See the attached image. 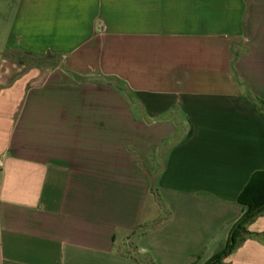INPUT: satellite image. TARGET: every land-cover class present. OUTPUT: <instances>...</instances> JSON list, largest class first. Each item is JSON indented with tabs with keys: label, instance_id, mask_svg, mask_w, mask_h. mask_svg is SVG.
Listing matches in <instances>:
<instances>
[{
	"label": "crops",
	"instance_id": "1",
	"mask_svg": "<svg viewBox=\"0 0 264 264\" xmlns=\"http://www.w3.org/2000/svg\"><path fill=\"white\" fill-rule=\"evenodd\" d=\"M256 99L264 0H0V264H204L264 172Z\"/></svg>",
	"mask_w": 264,
	"mask_h": 264
},
{
	"label": "trees",
	"instance_id": "2",
	"mask_svg": "<svg viewBox=\"0 0 264 264\" xmlns=\"http://www.w3.org/2000/svg\"><path fill=\"white\" fill-rule=\"evenodd\" d=\"M264 109V103L257 100ZM237 201L242 207V213L232 225L226 244L222 250L214 254L204 264H223V260L237 247L246 236H252L264 244V234H251L247 226L264 213V172L252 174ZM189 264H194L193 262Z\"/></svg>",
	"mask_w": 264,
	"mask_h": 264
},
{
	"label": "rangeland",
	"instance_id": "3",
	"mask_svg": "<svg viewBox=\"0 0 264 264\" xmlns=\"http://www.w3.org/2000/svg\"><path fill=\"white\" fill-rule=\"evenodd\" d=\"M153 193H154V195H155V197H158L159 198V192L158 191H153ZM163 215H164V213H163ZM143 264H147V262H144ZM151 264H154L152 261H151Z\"/></svg>",
	"mask_w": 264,
	"mask_h": 264
}]
</instances>
